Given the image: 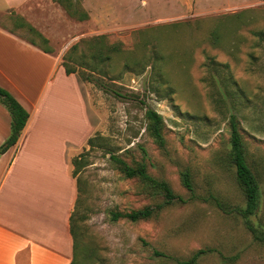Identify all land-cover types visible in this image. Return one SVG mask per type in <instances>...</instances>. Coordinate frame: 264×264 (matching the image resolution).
Returning a JSON list of instances; mask_svg holds the SVG:
<instances>
[{
	"label": "rangeland",
	"instance_id": "obj_1",
	"mask_svg": "<svg viewBox=\"0 0 264 264\" xmlns=\"http://www.w3.org/2000/svg\"><path fill=\"white\" fill-rule=\"evenodd\" d=\"M72 3L85 18L57 0L0 2V26L36 39L61 65L79 43L70 63L83 92L77 93L79 104L89 106L95 123V144L80 149V134L70 145L75 157L83 155L73 211L74 264H178L200 249L208 252L197 264H264V242L254 239L243 217L208 198L214 194L229 208L246 203L230 160L234 114L262 188L251 218L264 227V0ZM100 49L111 58L100 62ZM64 75L54 80L64 93L53 112L67 117L75 113L77 89ZM149 108L163 117L164 146L150 132ZM111 153L131 165L145 164L187 202L164 205L162 192L126 177ZM182 171L190 172L202 198L190 199ZM145 207L153 214L138 221L110 214Z\"/></svg>",
	"mask_w": 264,
	"mask_h": 264
},
{
	"label": "crops",
	"instance_id": "obj_2",
	"mask_svg": "<svg viewBox=\"0 0 264 264\" xmlns=\"http://www.w3.org/2000/svg\"><path fill=\"white\" fill-rule=\"evenodd\" d=\"M60 72L77 89L75 113L67 117L53 112L64 93L54 81ZM0 86L30 113L18 142L0 153V264H71V216L79 189L70 145L82 134L81 149L95 130L89 106L79 104L81 83L52 53L0 26ZM11 123L0 102V147L11 135Z\"/></svg>",
	"mask_w": 264,
	"mask_h": 264
},
{
	"label": "trees",
	"instance_id": "obj_3",
	"mask_svg": "<svg viewBox=\"0 0 264 264\" xmlns=\"http://www.w3.org/2000/svg\"><path fill=\"white\" fill-rule=\"evenodd\" d=\"M67 7V9L71 12L73 15L79 14L80 18H85L86 14L77 13L76 10L72 9L73 3L72 0H57ZM30 30L36 34L43 43L47 42V39L39 32L35 31L32 27H29ZM103 36L99 35L96 36V38H101ZM30 42L36 46H39L40 43L37 42L36 39H30ZM78 44H74L70 50L65 54V58L63 60L62 66L64 67L65 71L68 74L77 73V67L70 63V60L73 58V53L78 48ZM46 52L51 53L50 50H47L46 48H41ZM103 52V50H99V61L105 62L108 59L111 58L110 54H106ZM88 64V63H84ZM91 75H88L87 79L91 80ZM0 102L9 110L11 116H12V123H11V135L9 138L2 144L0 147V153L6 152L10 147L15 145L21 134L24 130L29 117L30 113L28 110L17 100V98L12 95L7 89L0 86ZM146 116L150 123V132L152 136L156 139V141L164 146L165 145V136L163 134V117L160 115L157 111L154 109L149 108L146 111ZM231 122V152H230V160L235 168V174L238 181V184L242 188L244 197H245V206L235 205V207L229 208L227 203L220 200L216 195L211 194L208 198H211L215 200V202L220 206V208H225L226 212L239 214L243 217L244 223L246 228L250 231V233L253 235L254 239L258 242H264V227L258 226L257 223H255L252 220V216L255 215L259 208H260V201H261V193L262 188L260 185V181L255 174L252 166L250 165L245 144L242 139L241 133L238 129L236 116L233 114L230 117ZM94 138L91 137L88 141V145L94 146ZM83 155L80 154L77 157L73 159V175L76 177L77 173L80 170V167L83 164L82 161ZM110 159L116 163L119 167V169L125 174L128 178H135L138 177L142 179L143 181L147 182L148 184L152 185L156 189H158L160 192H162L164 196V205L172 204L176 201L180 202H187V198H185L182 195H179L175 192V190L171 187V185L165 181V180H158L152 177L146 168L145 164H137V165H131L129 164L125 159L121 158L120 156L116 155L115 153L110 154ZM181 178L182 183L185 186V188L190 193V199L195 198H202L199 195H197L194 182L192 181L191 174L189 171H182L181 172ZM78 183V180H77ZM79 197V196H78ZM163 206V205H162ZM230 206V205H229ZM112 215L113 220H118L121 217H127L132 221H138L141 219H147L153 214V208L152 207H145L142 209H135L128 213L123 212H112L110 213ZM71 232L73 235V241H74V253H73V260L71 264H74L75 262V256H76V250L78 246L77 236L75 233V223H74V212L71 216ZM208 252L206 249H200L194 253V255L186 260L179 261L178 264H197L198 260Z\"/></svg>",
	"mask_w": 264,
	"mask_h": 264
}]
</instances>
